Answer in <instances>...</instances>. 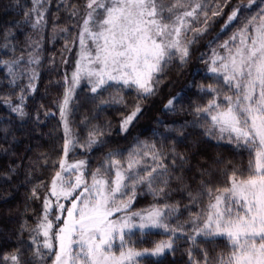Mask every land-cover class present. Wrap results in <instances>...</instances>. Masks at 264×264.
Here are the masks:
<instances>
[{"label":"snow or ice","instance_id":"snow-or-ice-1","mask_svg":"<svg viewBox=\"0 0 264 264\" xmlns=\"http://www.w3.org/2000/svg\"><path fill=\"white\" fill-rule=\"evenodd\" d=\"M0 8L21 17L0 25V104L11 117L0 152L13 157L0 178L25 189L9 210L17 227L0 264H164L169 254L177 264L178 251L183 264H264V0H8ZM44 71L58 77L45 96L57 94L30 112ZM181 78L141 139L139 121ZM81 94L91 109L76 130ZM13 119L31 121L25 131L37 148L48 137L27 162L31 144L15 158ZM49 119L56 127L44 133Z\"/></svg>","mask_w":264,"mask_h":264},{"label":"trees","instance_id":"trees-1","mask_svg":"<svg viewBox=\"0 0 264 264\" xmlns=\"http://www.w3.org/2000/svg\"><path fill=\"white\" fill-rule=\"evenodd\" d=\"M8 3V0H0V4ZM20 16H17L14 11H11L9 13H5L3 8H0V25L5 24L7 21H14L20 19ZM15 32V41L19 47L23 46V42L25 40V36L28 32V29L26 26H20L16 29H14ZM4 41L2 38H0V45H3ZM62 44V41L60 43L56 44V49H59ZM51 47L48 48V52L53 51ZM201 51H204V49H201ZM19 54V53H18ZM47 54V53H46ZM0 58H4L2 54V49H0ZM47 66V60H45V67ZM2 68V66H0ZM58 77L55 76L54 73H49L48 71H44L42 78L39 82V91L35 95L34 100H29V111H34L35 104L43 103L45 105H48L51 107V100L53 97L57 94V89L52 88L49 89L48 95L45 96V88L48 84L50 79H56ZM185 79L181 78L175 86V89H170L169 87L164 88L163 93L161 96H158L155 98V103L153 104L151 110L147 111L145 116L141 118L139 121L137 127L138 129L143 133L141 135V139L146 138L149 135L150 129L155 126L154 122V116L159 115V112L157 109L162 107V104L166 102L167 94L170 90L178 91L180 87L184 84ZM6 90H0V95H3V92ZM129 98H131V94H129ZM79 100L81 102V107L75 112L73 116V126L74 129H78L79 121L81 120L82 116L89 112L91 109V104L86 103L83 97V94L79 97ZM115 112H106L102 114V118H112L115 116ZM10 114L2 104H0V145H3L7 147V144L4 140V133L3 129L7 126H9L6 122L10 119ZM43 119V116H42ZM116 122L115 120L113 121ZM57 121L55 119H49L47 124L42 128V131L44 133L49 132L50 130L54 129L56 127ZM14 131V135L17 138L18 143L14 146L13 151L15 152L16 161L19 162V157L21 155H24L26 147L31 144L32 151L27 153V156H25V162H27V158L29 156H34L37 151L44 150L48 147V137L45 136L43 139L39 141V143L43 146L41 148H37V139H29L26 135V129L31 127V121H29L27 124H21L20 121L13 119L12 125ZM9 140H11V135L8 137ZM121 143H125L124 141H121ZM217 151V149L209 146L207 155L211 156ZM79 155V154H78ZM100 155V153H93V160H92V167L96 166V158ZM13 157L11 154L5 155L2 152H0V177L3 176L4 171L6 170L7 166L11 163ZM225 159H233L234 161H239L240 157L237 155H233L230 152L225 151ZM19 179H23V177H19ZM17 183V181H13L12 184L6 183L2 178H0V246L7 244H11V241L7 239V234L9 230L15 229L17 227V220L13 215L10 216L9 210L16 209L18 205L23 204L24 195H25V189L19 188L14 189V185ZM9 193H11L9 195ZM181 197L178 194H175L173 196V201L179 200ZM151 202V197L146 198H140L138 202L135 204L134 209H139L146 207L147 204ZM184 203H187L186 200L183 201ZM186 215V214H185ZM154 239H160V236L153 237ZM141 246H148V245H141ZM186 247V245H185ZM177 257V264H183V262L180 260V252L178 251L176 254ZM164 264H172V256L171 254L168 255V257L165 258Z\"/></svg>","mask_w":264,"mask_h":264},{"label":"rangeland","instance_id":"rangeland-1","mask_svg":"<svg viewBox=\"0 0 264 264\" xmlns=\"http://www.w3.org/2000/svg\"><path fill=\"white\" fill-rule=\"evenodd\" d=\"M73 128H74V126H73ZM76 158H79V155L77 154V157ZM133 210H136V209H133Z\"/></svg>","mask_w":264,"mask_h":264}]
</instances>
